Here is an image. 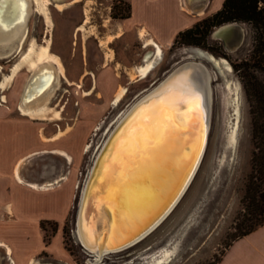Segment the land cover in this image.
<instances>
[{"label": "rangeland", "instance_id": "1", "mask_svg": "<svg viewBox=\"0 0 264 264\" xmlns=\"http://www.w3.org/2000/svg\"><path fill=\"white\" fill-rule=\"evenodd\" d=\"M50 1L47 8L53 27L48 37L52 38L51 51L59 57L64 76H58L57 86L46 103L60 109V118L37 120L19 114L16 104L29 75L22 69L3 92L7 102L0 105V120L19 122L15 128L26 126L37 129L38 141L33 146L40 150L29 152L45 150L41 148H60L71 156V161L65 162L55 154L50 155V152H46L45 159L39 153L28 158L29 161L20 169L26 179L43 181L61 172L66 178L55 185L56 190L52 193L54 203L51 205L45 204L44 198L42 205L35 207L27 204L25 215L21 214L20 206H15L13 215L6 212L5 204L0 206V238L12 240L19 249L28 250L31 256L40 259L53 260L58 264H88L89 256L75 240L73 229L80 190L95 151L105 139L107 130L133 101L153 87L176 64L190 58L182 48L194 46L224 58L231 69L229 74L222 71L225 73L223 78L217 77L210 64L201 60L213 74L210 83L211 116L202 159L178 201L154 230L125 249L106 254L99 264H150L145 262V255L167 245L172 250L168 260L161 264H214L236 230V222L242 217L244 180L250 167L252 149L249 106L242 75L248 73L264 85V68L248 67L244 71L240 66L234 69L233 64L244 60L251 63L250 55L257 43L258 32L247 22L235 21L243 27L242 40L235 46L233 39L237 30L233 29L228 37V44L233 48H226L223 43H227H222V38L220 40L211 34L215 27L226 22L211 26L207 34L200 31L192 35L196 44L175 43L161 47L160 61L144 79L134 81L129 73L133 66L144 60L147 53L135 28V23L141 22L143 15L139 10L131 12L127 18H113L112 14L120 15L128 11V0ZM55 3L61 4V8H57ZM84 9H87L88 22L79 30L78 27L84 22ZM205 16H198L197 21ZM118 26L123 34L107 44L110 50L108 54L104 39L116 33ZM27 32L28 37L34 36L37 43L42 42L46 28L41 15L30 13ZM15 58L13 52L0 57V76L8 72ZM224 77L237 85L239 93L237 138L231 152L225 141L230 107L226 103ZM118 85L124 86L126 92L112 105L113 92ZM59 129L63 132L54 141L47 142V145L40 143L41 134L50 137ZM19 142L13 150L21 152L25 150L24 143ZM228 153H231V157ZM43 163L47 164L46 171ZM44 175L47 178L43 179ZM6 184L9 185V182ZM45 211L48 213L43 214ZM25 261L21 262L24 264ZM0 264H7L6 259L0 257Z\"/></svg>", "mask_w": 264, "mask_h": 264}, {"label": "bare ground", "instance_id": "2", "mask_svg": "<svg viewBox=\"0 0 264 264\" xmlns=\"http://www.w3.org/2000/svg\"><path fill=\"white\" fill-rule=\"evenodd\" d=\"M50 3V0H0V57L11 52L16 55L8 72L0 76V105L7 102L3 92L25 69L29 75L16 109L19 114L37 120L60 118V109L46 103L57 86L58 76H64L59 57L51 51L52 38L48 37L53 27L47 8ZM55 6L61 8L62 5L55 3ZM31 12L44 19L46 36L40 43L34 36L28 37L27 21ZM86 22L88 14L84 9V22L78 29ZM229 27H220L213 36L223 38ZM120 35L119 28L104 39L108 54L107 44ZM139 35L143 46L155 48L156 52H147L144 60L132 67L129 74L136 77L135 80L144 79L161 59V47L145 34L144 29ZM182 49L190 58L176 64L133 101L107 130L105 139L95 151L80 190L73 229L75 240L89 256L88 264H99L106 254L121 251L148 234L170 211L168 209L182 189H186L202 159L211 116L213 74L201 60L212 62L220 76L223 70L229 74L231 69L224 58L213 56L206 50L194 46ZM223 85L227 90L226 103L230 107L225 141L231 152L237 138L239 93L237 85L230 79L225 78ZM125 92L126 88L119 85L111 104L115 105ZM163 102H168L171 112L168 120H163L158 110ZM88 147L89 144L85 149ZM229 155L231 157V153ZM67 156L71 161V156ZM104 231L106 235L102 238ZM167 246L147 253L145 262L161 264L167 261L172 250Z\"/></svg>", "mask_w": 264, "mask_h": 264}, {"label": "crops", "instance_id": "3", "mask_svg": "<svg viewBox=\"0 0 264 264\" xmlns=\"http://www.w3.org/2000/svg\"><path fill=\"white\" fill-rule=\"evenodd\" d=\"M222 1L142 0L139 2L138 0H128L130 13H136L139 10L143 14L141 22L135 23V28L138 30V38L141 40V43L143 44L139 31L144 29L145 34L152 38L160 47L170 46L178 31L191 27L197 21L198 16L209 15L218 10ZM119 28L121 29L120 26H118ZM122 34L123 31L121 30ZM229 35H231V31L224 34L222 38L227 44ZM142 47L145 49V52H149L150 50L154 53L156 52L155 48H145L143 45ZM131 79L138 81L135 80L136 77H131ZM19 124V122L13 120H0V206L5 204L4 208L9 215L14 214L16 210L15 206H20L22 209L21 214L25 215L27 213V209L25 208L27 204L36 207L37 204L42 205L44 199L45 204H53L52 193L56 190L55 185L66 178L64 172H61L56 177L49 179H45L47 177L44 175L43 179L45 180H38L39 182L26 179L19 170L23 164L29 161L28 158L30 156L39 153V156L43 158L47 154L46 152H50V155L55 154L63 161L70 162L67 156L69 154L60 148L52 150L41 148L45 150L42 152H29L32 150H40L33 146L38 141L37 129L26 126L23 128H15V125L17 126ZM62 132V129L56 131L54 133L55 138L54 135L47 137L41 134L42 141H39L47 145V142L51 143ZM19 141L24 143L23 148L25 150L21 152L13 150ZM46 166L47 164L43 163L44 171H46ZM6 182H9V185ZM49 183L53 185L48 186ZM46 213L48 211H45L43 214ZM27 251L23 248L19 249L14 245L12 240L0 238V257L5 258L7 264H23L21 261L25 260L24 264H42L48 261L55 262L53 260H44L31 256ZM24 255H27L25 260L23 259ZM33 260L36 262L32 263ZM55 264L58 263L55 262ZM216 264H264V222L257 225L251 231L232 240L226 246Z\"/></svg>", "mask_w": 264, "mask_h": 264}, {"label": "trees", "instance_id": "4", "mask_svg": "<svg viewBox=\"0 0 264 264\" xmlns=\"http://www.w3.org/2000/svg\"><path fill=\"white\" fill-rule=\"evenodd\" d=\"M129 14L128 5L127 12L120 15L112 14V17L127 18ZM227 21L247 22L258 32L257 43L250 55L251 63L249 64L247 60L234 63V69H238L239 66L244 71L248 67L264 68V0H223L218 10L196 21L191 27L178 31L172 44H196L197 41L192 35L200 31L207 34L209 27ZM242 77L249 106L252 149L250 167L244 180L242 217L236 222V230L226 246L264 222V85L248 73H244Z\"/></svg>", "mask_w": 264, "mask_h": 264}, {"label": "water", "instance_id": "5", "mask_svg": "<svg viewBox=\"0 0 264 264\" xmlns=\"http://www.w3.org/2000/svg\"><path fill=\"white\" fill-rule=\"evenodd\" d=\"M224 25H226V26H230L229 28H228V30L229 31H233V29H235V30H237V33H235V36H234V44H235V46L238 44V43H240V41L242 40V31H243V28L241 27V25L239 24V23H237V22H235V21H230V22H226V23H222V24H220V25H218L217 27H215L213 30H212V32H211V34L212 33H215L220 27H223ZM212 36V35H211ZM220 40H221V38H219ZM222 43H223V41H222ZM224 44V43H223ZM224 46L226 47V48H228V46H230L229 44H224ZM202 61H205V60H202ZM207 63H209L210 64V66L212 67V69L214 70V72H215V74L217 75V77H222V74H221V76H220V73H219V71H218V69H217V67L212 63V62H209V60H207L206 61ZM168 71V70H167ZM166 71V72H167ZM165 72V73H166ZM164 73V74H165ZM163 74V75H164ZM184 190V188L182 189V191ZM182 191H181V193H182ZM180 193V194H181ZM180 194L178 195V197L180 196ZM178 197L176 198V200L178 199ZM175 200V201H176ZM175 201H174V203H175ZM174 203L170 206V208L168 209V211L169 210H171L172 208V206L174 205ZM167 213V212H166ZM105 235H106V231H104V233H103V237L102 238H104L105 237Z\"/></svg>", "mask_w": 264, "mask_h": 264}, {"label": "snow or ice", "instance_id": "6", "mask_svg": "<svg viewBox=\"0 0 264 264\" xmlns=\"http://www.w3.org/2000/svg\"><path fill=\"white\" fill-rule=\"evenodd\" d=\"M158 110L160 111V115L163 120H168L171 118V112L169 111L168 102H163L161 105H159Z\"/></svg>", "mask_w": 264, "mask_h": 264}]
</instances>
